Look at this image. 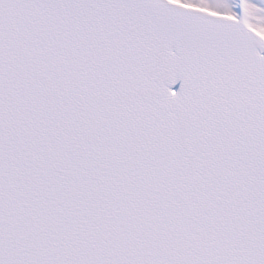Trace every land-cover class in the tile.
I'll return each instance as SVG.
<instances>
[{
  "label": "snow or ice",
  "instance_id": "snow-or-ice-1",
  "mask_svg": "<svg viewBox=\"0 0 264 264\" xmlns=\"http://www.w3.org/2000/svg\"><path fill=\"white\" fill-rule=\"evenodd\" d=\"M0 264H264V0H0Z\"/></svg>",
  "mask_w": 264,
  "mask_h": 264
}]
</instances>
